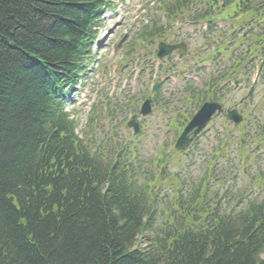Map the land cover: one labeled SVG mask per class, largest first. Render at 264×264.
<instances>
[{
    "label": "trees",
    "instance_id": "16d2710c",
    "mask_svg": "<svg viewBox=\"0 0 264 264\" xmlns=\"http://www.w3.org/2000/svg\"><path fill=\"white\" fill-rule=\"evenodd\" d=\"M166 1L171 20L196 2L209 11L195 20L264 10V0ZM103 5L0 0V264H264V203L228 214L202 203L194 230L172 211L150 237L154 203L133 166L103 164L74 135L54 95L80 74ZM161 33L154 25L142 39Z\"/></svg>",
    "mask_w": 264,
    "mask_h": 264
},
{
    "label": "rangeland",
    "instance_id": "374dc122",
    "mask_svg": "<svg viewBox=\"0 0 264 264\" xmlns=\"http://www.w3.org/2000/svg\"><path fill=\"white\" fill-rule=\"evenodd\" d=\"M148 3H153L152 0H129V5H127L126 7V11L128 13L129 16H132L133 18H135L136 16H139V12H143L145 11V9H150L156 6V3L154 6L152 7H148ZM135 8H139V11H136ZM186 20V18H185ZM187 21V20H186ZM244 21V19L242 20V22ZM247 21V20H246ZM191 23H195V24H191ZM236 26H238V23L234 22ZM220 25V27H222L219 32L221 35L226 36V39H230L231 41L234 40L236 41L239 35L244 36V41L248 40V38L250 37V33L247 30L248 24H245V26H243V28L241 30H239L240 28H235L234 26H229L225 23H218ZM240 24V22H239ZM177 26V23H174V28ZM202 26L203 24L199 23V22H195V21H187L184 24H181L179 26V29L177 30L176 34L177 35H181V37H184V35L187 36L189 43L195 44L198 43L200 41V35L198 34L201 30H202ZM254 34H256L255 30H254ZM180 37V36H179ZM244 46H240L236 49V52H240L242 51ZM150 50V48L148 47H144L142 49V55L148 53V51ZM141 55V56H142ZM137 56V55H136ZM110 60L105 59L104 64L102 65V67L106 66L109 63ZM125 62V61H124ZM120 65V64H119ZM102 70V68H101ZM104 71V70H103ZM116 72L119 74H117L115 76L116 78H119L121 76H123L120 73V69L119 66L118 68H116ZM111 79H113V77L109 76ZM127 78V75L125 77H123L121 79V83L119 85H115L114 91L115 93H118L119 95V91L121 90L122 84L125 83ZM110 79H106V81H109ZM105 81V80H104ZM144 83H147V81H145ZM128 85H125V90L124 93L122 95H124L126 97V99H128L129 97H131L134 93V89L130 90L127 89ZM111 87H109L108 89H110ZM243 90V89H242ZM258 96H257V105H261L260 103V91L261 88L258 87ZM242 91L239 92L238 94V98L240 97ZM120 97V96H118ZM90 112L87 113V111L85 109H76L75 111L72 112V118H78L81 126L84 123V121L86 120V117H88ZM255 115H257V110L254 111ZM106 121V119H104V122ZM103 122V123H104ZM168 122L167 118H161L159 117L156 113L152 114L150 117L146 118L144 121V134L142 136V138H140L139 140L136 139H132L130 138L128 134L125 135H120L119 138H117L115 140L116 144L122 143L123 141H126L125 143H129L130 145L135 144V157L138 159L139 162V168L142 170V173H144L145 171L151 172L152 168L151 167H147L148 162L153 159H155L156 155L157 157H160L161 154H170L172 152V150H170V141H169V134L168 133H162V126L166 125V123ZM261 122V120L259 121V123ZM220 121H214L211 125V127L202 135V137L198 140L197 142V146L199 149H204L205 147H207L206 151H210L214 145H215V137L214 135V130L220 127ZM246 131H249L248 128L245 126V128H243ZM85 132V130H84ZM253 133V132H252ZM89 139L91 141V143L94 144V147H97L100 143L98 137L95 134H92L89 136ZM252 141L250 142V148H253L255 146L259 145V142L257 141V138L252 135ZM104 146H107L108 143L107 142H103L102 143ZM250 149H244L241 152L246 155V152L249 151ZM262 148L261 147H257L254 150V160L251 163V165L249 166L251 168V175H257V174H263L264 173V159L259 156H262L261 154ZM177 162H180V160H177ZM176 159L174 157L171 158V162L169 163L168 166V173H175V172H184V174H186V177L188 179H193V178H200L202 172H203V164L200 165H195L192 166L190 169H186V170H181L176 164ZM239 182L237 184V187H243L244 186V179L242 178L241 174L239 173ZM253 189V187H252ZM255 191H257L256 187L254 186ZM160 196H164L165 197V202L164 201H160V203H166L169 201V199L172 196V192L171 190L165 186L161 192ZM263 196V195H262ZM261 196V197H262ZM260 197V198H261ZM160 210V208H159ZM163 217L159 216L156 219V223L155 225L157 226L159 224L160 221H163ZM264 258V257H263Z\"/></svg>",
    "mask_w": 264,
    "mask_h": 264
},
{
    "label": "flooded vegetation",
    "instance_id": "af4514ba",
    "mask_svg": "<svg viewBox=\"0 0 264 264\" xmlns=\"http://www.w3.org/2000/svg\"><path fill=\"white\" fill-rule=\"evenodd\" d=\"M188 58H190V56H188ZM184 59H185V57H184L182 60H178V61H179L178 63H182V61H183ZM263 68H264V66H263ZM225 70H226V72H225V78H227V77L231 78V77H232V73H233L232 68H226ZM252 70H253V68H251V71H252ZM235 74H236V72H235ZM234 76H235V75H234ZM225 78L223 77V80H224ZM241 82H242V80H241ZM229 83H230V80L228 79V80L226 81V83L224 84V86H222V87H220V88H218V89L216 90L217 93H220V94H222V95H225V97H218V98H217L218 100L223 101V102H225V103H228V96H227V94L230 95V96H229V100L232 99V97H231L232 92H231V89H229V87H228V84H229ZM185 92H186V93H189V91H185ZM175 93H176V94H180V90H179V89L176 90ZM173 95H174L173 93H170V94H169L170 98H172ZM155 96H157V97L160 98V95H159V94H156ZM168 100H170V99H168ZM263 100H264V92H263ZM157 101H158V100L155 101L154 105L157 104ZM163 102L165 103V101H163ZM108 126H110V122H108ZM233 165H234V164H233ZM235 165H236V164H235ZM243 173L246 174V173H247V170L244 169V170H243Z\"/></svg>",
    "mask_w": 264,
    "mask_h": 264
},
{
    "label": "water",
    "instance_id": "95a60500",
    "mask_svg": "<svg viewBox=\"0 0 264 264\" xmlns=\"http://www.w3.org/2000/svg\"><path fill=\"white\" fill-rule=\"evenodd\" d=\"M159 48H162L161 46ZM217 109L214 104L205 105L202 107L200 112L197 114L196 118L193 120L191 127L196 126L197 129H200L209 119V116ZM232 118L236 123L240 122V118L235 116V113L232 114ZM182 143V139L178 141L177 147Z\"/></svg>",
    "mask_w": 264,
    "mask_h": 264
}]
</instances>
